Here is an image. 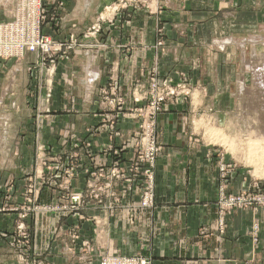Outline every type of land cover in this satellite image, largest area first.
I'll list each match as a JSON object with an SVG mask.
<instances>
[{"label": "crops", "instance_id": "crops-1", "mask_svg": "<svg viewBox=\"0 0 264 264\" xmlns=\"http://www.w3.org/2000/svg\"><path fill=\"white\" fill-rule=\"evenodd\" d=\"M117 1L45 0L52 9V21L43 27V34L68 44L72 36L83 41L91 25L100 18L108 19L107 6ZM14 2L0 0V21L12 18ZM62 2L64 6L59 8ZM156 6L158 12L131 9L122 24L115 12L112 24L107 20L101 34L87 46L76 45L47 65L32 53L23 59L0 61V188L4 187L0 189V208L6 205L8 185L13 187L8 192L12 194L9 205L22 203L24 184L42 171L45 160L62 165L70 178L62 172L59 183L44 189L41 203L46 199L58 202V187L65 181L74 192L85 190L89 168H108L118 161L127 168L135 157L132 149L139 139V123L126 115L114 118V110L100 102L101 92L117 83L128 106L152 68L160 75L175 76L184 57L200 58L198 45L221 37L216 18L220 12L242 10L248 19L246 41L264 42V0H158ZM209 20L213 35L209 34L211 22L206 23ZM162 26L168 30V44L174 47L166 55L157 46V29ZM181 28L180 37L176 31ZM235 39L230 36L219 43L228 40L231 44ZM167 60L171 71L165 74L160 66ZM191 113L189 104L183 103L159 116L157 130L164 149L154 172V208L85 211L87 217L97 216L98 226L73 219L62 225V218L54 213L39 214L32 224L29 253L41 254L48 264H99L102 253L144 256L152 264H264V207L233 210L223 217L222 227L219 219L221 184L226 181L228 196L252 189L253 180L239 171L227 176L228 180L222 178L221 164L207 159V149L193 142ZM110 125L120 133L118 137ZM259 181L264 192V177ZM120 183L113 184L112 192L124 193L122 204L139 203L140 183L127 189ZM12 210L0 214V228L5 231L15 228L18 214ZM79 224L82 237L91 241V252H80V244L70 246L72 238L65 236L66 228ZM255 224L259 225L257 243L251 233ZM59 230L66 238L57 237ZM7 244L0 242V264H15Z\"/></svg>", "mask_w": 264, "mask_h": 264}, {"label": "rangeland", "instance_id": "rangeland-1", "mask_svg": "<svg viewBox=\"0 0 264 264\" xmlns=\"http://www.w3.org/2000/svg\"><path fill=\"white\" fill-rule=\"evenodd\" d=\"M17 1L18 0H15L14 2L13 11L15 9ZM157 2L158 0H118L110 6H107V11H109V16L107 19L108 24H112V19L110 18L113 16V14H115L114 9L117 8V6L119 11L120 24L121 21L128 18V13L131 9L134 10L135 8H146L147 10L158 12L159 10L156 6ZM43 5L47 11L46 13L48 22L46 24H48L50 21H52L50 13V10L52 9H49L47 7V5L45 4V0L43 1ZM63 6L64 5L62 2L60 3L59 8ZM13 11H11L12 15ZM243 14L244 13L242 10L237 11V9H233L232 11L220 12L219 15H216V18H219L217 21V26H219L221 30V37H218L219 39L213 38L211 39V41H209L210 39L205 40L203 44L198 45L197 47L198 52L200 51V58L194 57L192 59H187L186 57H184V60L178 66L179 69L175 70V76H170L169 74H167L171 71L170 62L168 60L164 61L163 67L160 66L162 72H165V74L167 75H160V71L157 70V68H152V71L148 72L147 81L143 84V86L139 85L141 89L137 91L138 93H135V95H133L132 99L128 100L130 103L128 106L126 99L119 95V87L117 86V83H111V85H107V88L103 89L100 94V102L114 110V118L119 119L128 116L129 119H136V121H138L139 139L137 143H139L140 140L143 139V135L145 139L149 136L150 141L155 140L157 145L162 148L161 153L164 149V145H162L159 141L157 130L159 116L162 113L168 111V109L175 107L176 105L188 103L190 108L192 109V118L189 124V133L194 139L193 142L207 149L206 158L209 156L211 159H216V162L221 164L220 171L222 174V178H224L225 174L230 177L232 175L231 173L239 171L241 173H244L249 179L253 180L254 186L252 187V189H249L246 192H242L240 194L228 195L232 198H244L242 200L243 203L244 201H247L245 205L243 204L244 206L242 208L234 206L231 211L236 209L246 210L248 208L258 209L264 207V192L262 191V188H260L259 184V180L264 177V156L260 157L261 160L259 161L260 158L255 157L254 154L252 155V153L250 152L252 149L251 146L254 147L255 144L259 143L264 145V135L261 134L259 139L257 138V136H255V134L257 133H263L261 132V129L264 131V85H262L264 83V75L258 72L259 68L264 69V42H259L256 45L246 41L245 26L248 23V19H246ZM209 16H211V13ZM106 18L107 16L105 17V21L98 19V21H96L93 25L101 26V29L104 30V25L107 21ZM255 21H260V19L258 20L256 18ZM206 23H210L208 24L209 28L211 27L209 34L211 33V35H213L212 21L209 20V22ZM181 25L179 26L181 27ZM204 28L208 27L204 26ZM89 29L84 33L82 38L83 41H81L78 37L76 38L77 46L85 47L88 45L86 43H88L89 40L94 39L93 36H90L91 33L87 35ZM176 32H178V35L180 37L183 35L182 28ZM167 33L168 30L165 31V27L163 26L157 29V35L159 38L157 46L160 49L159 51L162 54L164 53L165 55L174 48L173 47L171 49L168 41L166 40ZM204 33L207 35L208 32L205 30ZM230 36L232 38H236L233 43L230 44V42H227L228 40L223 42L221 41V44L219 43L220 40H224L225 38H228ZM68 48L69 50L74 49V45L71 43L68 45ZM58 57H56V59ZM185 58L187 60H185ZM156 78L160 83L164 81L168 83L166 84V86L162 87L161 91L158 92L159 97L166 100V102L164 103V107H162L161 105L160 112L157 111L154 115V110L157 108V101L155 99L158 98V95L154 94V96H152L151 94H153L154 82H152V80H155ZM243 84L249 93L247 92V96L245 93L242 98H239L238 96L240 86H243ZM115 86H117L116 95L112 94V89ZM170 89H174L176 95L169 96L168 93H170ZM183 89L185 91H183ZM106 93L107 95H105ZM126 107L130 110L125 111ZM120 109H122L121 111H123V113L121 114L117 113ZM110 130L114 136L118 137L120 135V133L114 127L113 129L110 128ZM145 132L147 133L146 136ZM136 145L134 149H132V153L135 155L134 159L138 156L139 148H141L144 153L148 152V147L144 144V140L141 141V145H139V147ZM116 154L118 155L119 152H117ZM120 163L121 162L118 161L108 168L95 169L94 171L89 168L87 169V171H89L90 173H95V171L103 170L104 173L107 174L110 172L114 165L115 167L120 168V166H118L120 165ZM62 172L63 174L68 175L66 170H63V168L61 169V171H59L60 175ZM90 173H87L88 176H90ZM35 175L36 173H34V175L30 177H34ZM53 175L54 174L52 173V171H50L48 175H45V178L48 180L47 183L49 184L46 185L47 187H50L51 184H53L51 180L49 181L50 177H53ZM29 182V179H27L26 183L23 186L21 193L23 197L22 203H20L19 206L15 207L9 205L12 200L10 199L12 194L8 192H11L13 187L8 185L6 187L8 191H6L5 196L6 205H4L3 208H0V214H4L8 211V209L11 208L13 209L12 211L18 214L15 228L12 231H5L0 228V242H8L6 246L9 249L6 247V250L15 257V264H36L35 257H37V255L41 256V254H30L29 252L31 250V242L26 245H24V243L26 241H30L31 232L33 229L32 224H34L38 215H47L44 213H31L29 215L30 217L22 221L21 210L23 211V209H21V207H23V205L27 203L25 207H30L31 210H35V207H37L38 204L40 207L49 208L52 205H57L65 201L64 199H62L65 191H63L61 188L63 187V189H65L66 184H61L60 187H58L61 192V196L58 202H54L51 199L50 201L46 199L45 201H43V203H41V198L38 204L27 202L26 198L24 200L23 193L26 192L29 188ZM227 188L228 185L226 181H224L221 184L220 192L223 193V191H225L227 193ZM0 189H2L3 191L4 187H1ZM69 190L71 192H74L70 189V187ZM88 200L92 199L89 197ZM218 206L220 208L219 219H221L222 227V208L220 204H218ZM89 211H92L93 213L95 212L93 211V209H89ZM231 211L229 213H226L225 216L229 215ZM91 215L92 214H90V216ZM62 218V225H66L65 222L66 220H68L67 217L65 218L62 216ZM76 219L77 218L74 217L73 220L80 222ZM23 223L27 230L26 239L23 237L20 231V226ZM258 231L259 225H253L251 233L256 243L259 239ZM62 234V231L59 230L57 232V237L70 238L69 233L65 235L66 237H62ZM76 244L80 243L77 242ZM72 245L74 244H70V246ZM79 251L81 252V247ZM0 253H2V251H0ZM6 254L8 255V253ZM6 254L4 255L6 256ZM1 256H3V254H0V263L3 258ZM40 259L44 261L45 264H48L42 257H40Z\"/></svg>", "mask_w": 264, "mask_h": 264}, {"label": "built area", "instance_id": "built-area-1", "mask_svg": "<svg viewBox=\"0 0 264 264\" xmlns=\"http://www.w3.org/2000/svg\"><path fill=\"white\" fill-rule=\"evenodd\" d=\"M44 0H18L13 11L12 18L9 20L0 21V60H16L23 59L26 54L33 53L39 62L42 65H47L49 62L56 59V57L61 54H65L68 48V42L66 41H57L54 40L51 36L43 34V26L48 22L47 11L43 5ZM108 10V9H106ZM116 13H119L118 6L114 9ZM104 20L105 18H100ZM103 30L101 26L92 25L89 29L87 35L97 38ZM86 35V36H87ZM77 40L74 36L70 37L69 42L76 47ZM154 81V82H153ZM156 78L152 80L153 82V94L158 95V92L161 91L162 87L166 86L168 82L164 81L162 83L158 82ZM183 91H185L183 89ZM117 86L112 89V94L116 95ZM107 95V93L105 94ZM169 96L176 95L174 89H170ZM167 95V96H168ZM157 101V108L154 110V115L156 112H160V107H164L165 99L159 97L155 99ZM122 109L118 110V113H123ZM136 118V117H135ZM113 129V126H111ZM146 133V132H145ZM147 133L145 134V136ZM144 144L148 147V152L144 153L141 148H139V153L137 158L133 159L130 165L127 168H123L120 165L119 167H112L109 173H104L103 170L95 171V173H90V179L87 184L85 191L80 193L71 192L69 190L68 181L62 182L63 185L66 184L65 189L61 188L64 192L62 199L65 201L52 205L49 208L40 207L38 202L43 195L46 185H49L48 180L45 178V175H48L50 171L54 174L53 177H50L49 181L53 182L54 185L56 182L59 183L58 177H61L59 171L63 168L62 165H52V162L47 160L43 161V169L40 173H36L34 177H30L29 183L30 186L26 192H24V200L26 198L27 202L37 203L38 206L35 207V210H31L30 207H21V219L22 221L26 220L31 213L39 214H56L60 218L67 217L77 218L76 220L80 222H91L95 223V226L100 225L101 223L97 221L96 217H87L84 212L93 209L99 211H111V209H122L129 207L128 210L132 212V207L135 209H152L154 208V199H155V168L157 164V159L161 153L162 148L157 145L155 140L150 141L149 136L143 139ZM137 143L136 146L141 145V141ZM142 150V151H141ZM50 163V164H49ZM58 163V162H55ZM68 173V172H67ZM69 174L66 175V178L69 179ZM72 175V174H71ZM70 175V176H71ZM227 175H224L226 178ZM121 182L120 185L122 189H127L130 185L135 183H140L139 191L142 193V198L139 203H134L131 205V202L126 203V206L122 204L124 199V193L120 194L112 192L113 184ZM124 185V187L122 186ZM125 191V190H124ZM92 200H88V198ZM244 199V198H243ZM241 198H232L227 196L226 192L223 191L222 198L220 201L222 208V218L226 213H229L234 206L242 208L246 202H242ZM33 200V201H29ZM112 201V204L107 201ZM110 203V204H108ZM244 204V205H243ZM25 207V208H24ZM70 217V218H69ZM79 218V219H78ZM91 218V219H90ZM63 219V218H62ZM224 222V219H223ZM223 225V223H222ZM63 229V228H62ZM64 230V229H63ZM20 231L23 237L27 238V230L24 223L20 226ZM67 233H69L70 238H72V243L76 244L79 242L81 244V252H91L90 240H87L81 235V226L72 225L69 228H66ZM65 231V232H66ZM29 244V241H26L24 245ZM78 245V244H76ZM40 255H37L36 264H45L44 261L40 259ZM99 264H152V261L148 257H118V256H109L105 253H102L100 256Z\"/></svg>", "mask_w": 264, "mask_h": 264}, {"label": "bare ground", "instance_id": "bare-ground-1", "mask_svg": "<svg viewBox=\"0 0 264 264\" xmlns=\"http://www.w3.org/2000/svg\"><path fill=\"white\" fill-rule=\"evenodd\" d=\"M258 72L260 73V74H263L264 75V69H260L259 68V70H258ZM261 76V75H260ZM264 79V78H263ZM262 79V80H263ZM262 82V81H261ZM257 83H258V81H257ZM262 84V83H261ZM262 85H264V83L262 84ZM248 91L246 90V87L244 86V84H243V86H240V90H239V98L241 97H243V95H245V93H246V96H247V94L249 93H247ZM252 94V93H251ZM250 98V97H249ZM252 99V98H251ZM251 101V100H250ZM252 103V102H251ZM246 104V103H245ZM243 105V104H242ZM246 108H248V107H246ZM250 128H251V126H250ZM261 132H263V133H257V134H255V136H257V138L259 139V137L261 136V134H263L264 135V131L261 129ZM213 137H214V135H213ZM216 140V139H215ZM225 146V145H224ZM252 147V149H251V153H252V155L254 154V156L255 157H258V158H260V157H263L264 156V145L263 144H261V143H259V144H255V146L253 147V146H251ZM264 158V157H263ZM261 160V158L259 159V161ZM261 162H263V161H261Z\"/></svg>", "mask_w": 264, "mask_h": 264}]
</instances>
